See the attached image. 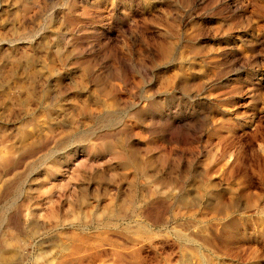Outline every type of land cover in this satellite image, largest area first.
<instances>
[{
    "label": "rangeland",
    "instance_id": "rangeland-1",
    "mask_svg": "<svg viewBox=\"0 0 264 264\" xmlns=\"http://www.w3.org/2000/svg\"><path fill=\"white\" fill-rule=\"evenodd\" d=\"M0 264H264V0H0Z\"/></svg>",
    "mask_w": 264,
    "mask_h": 264
},
{
    "label": "bare ground",
    "instance_id": "bare-ground-1",
    "mask_svg": "<svg viewBox=\"0 0 264 264\" xmlns=\"http://www.w3.org/2000/svg\"><path fill=\"white\" fill-rule=\"evenodd\" d=\"M7 235H8V234H7ZM9 236H10V235H9ZM13 237H14V236H13ZM5 238H6V237H5ZM14 239H15V238H14ZM14 239H13V240H14ZM9 240H10V239H9ZM13 240L8 241L6 245H12ZM6 241H7V240H5V242H6ZM15 242H16V241H14V243H15ZM17 242H18V241H17ZM14 245H15V244H14ZM4 246H5V245H4ZM17 246H18V244H17ZM17 246H16V247H17ZM10 247H11V246H10Z\"/></svg>",
    "mask_w": 264,
    "mask_h": 264
}]
</instances>
